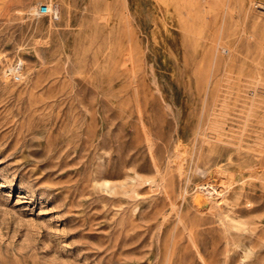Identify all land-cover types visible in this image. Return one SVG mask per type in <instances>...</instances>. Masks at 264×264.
<instances>
[{"label": "rangeland", "instance_id": "1", "mask_svg": "<svg viewBox=\"0 0 264 264\" xmlns=\"http://www.w3.org/2000/svg\"><path fill=\"white\" fill-rule=\"evenodd\" d=\"M263 9L0 0V264H264L192 202L235 180L238 226L264 212Z\"/></svg>", "mask_w": 264, "mask_h": 264}, {"label": "bare ground", "instance_id": "2", "mask_svg": "<svg viewBox=\"0 0 264 264\" xmlns=\"http://www.w3.org/2000/svg\"><path fill=\"white\" fill-rule=\"evenodd\" d=\"M212 2V1H211ZM215 4H216V2H214ZM212 5H213V2H212ZM210 6V5H209ZM11 68V67H10ZM6 70H8V69H6ZM12 70V69H11ZM14 70V69H13ZM16 70V69H15ZM21 71V70H20ZM10 72V71H9ZM16 72H17V70H16ZM11 73V72H10ZM258 82V81H257ZM258 121V120H257ZM263 131V130H262ZM216 136V135H215ZM216 139V138H215ZM240 139V138H239ZM218 141V140H217ZM227 143V142H226ZM175 145V144H174ZM213 148L215 147V146H212ZM236 147H238V146H236ZM242 147V146H241ZM210 150V149H209ZM175 152V151H174ZM214 152V151H213ZM261 151H259V153H260ZM178 153H180V152H178ZM177 153V154H178ZM216 153H217V150H216ZM220 153H222L221 151H220ZM185 154V153H184ZM211 154V153H210ZM209 154V152H208V156L210 155ZM219 154V153H218ZM261 154V153H260ZM199 155V154H198ZM213 155V154H212ZM211 156V155H210ZM262 156V155H261ZM263 156H264V154H263ZM201 158H203V156L201 157ZM204 158H205V156H204ZM208 158V157H207ZM212 158V157H211ZM221 157H219V158H217V159H220ZM223 158H224V156H222V159L221 160H223ZM227 158H228V155H227ZM184 159V158H183ZM206 159V158H205ZM213 159V158H212ZM256 159H258V158H256ZM261 159H263V157L261 158ZM259 160L258 162H257V166H255V167H258V168H264V159L263 160ZM206 160H209V159H206ZM176 162H177V160H176ZM208 162V161H207ZM178 163V162H177ZM181 163V162H180ZM180 163H178V164H180ZM210 163V162H209ZM219 163V162H218ZM218 163H216L217 165H218ZM215 164V163H214ZM246 164V163H245ZM253 164V163H252ZM156 166V165H155ZM252 166V165H251ZM181 167V166H180ZM220 167V166H219ZM250 166H248V168H249ZM123 168V167H122ZM222 168V167H221ZM224 168V167H223ZM226 168V167H225ZM178 169H179V167H178ZM236 169H238V168H236ZM235 169V170H236ZM245 169V168H244ZM251 169V168H250ZM249 169V170H250ZM257 169V168H256ZM218 170V169H217ZM221 170V169H220ZM219 170V171H220ZM230 170H231V168H230ZM233 170V169H232ZM238 170H243L242 168L241 169H238ZM246 170V169H245ZM254 170V169H253ZM252 170V171H253ZM261 170V169H260ZM225 171V170H224ZM226 171H227V169H226ZM234 171V170H233ZM244 171V170H243ZM259 171V170H258ZM196 172V171H195ZM254 172V171H253ZM181 173V172H180ZM213 173V172H212ZM227 173H229V172H227ZM233 173H235V172H233ZM239 173V172H238ZM251 173V172H250ZM254 173H256V172H254ZM214 174V173H213ZM216 174H217V172H216ZM248 174V173H247ZM246 174V175H247ZM253 174V173H252ZM251 174V175H252ZM258 174V173H257ZM211 175V174H210ZM224 175V174H223ZM226 176H227V174H225ZM241 175V174H240ZM222 176V175H221ZM244 176V175H243ZM254 176V174L252 175V177ZM212 177H213V175H212ZM216 177V176H215ZM219 177V176H218ZM247 177H249V176H247ZM257 177L259 178H261V179H264V169H263V171H262V173H261V175L259 174V175H257ZM217 178V177H216ZM222 178V177H221ZM239 178V177H238ZM243 178L244 177H242L241 179L243 180ZM250 178V177H249ZM253 178H255V177H253ZM260 178H259V180H260ZM136 179L137 178H135V181H136ZM213 179H214V177H213ZM220 179V178H219ZM227 179H228V177H227ZM138 180V179H137ZM209 180V179H208ZM253 180V179H252ZM258 180V179H257ZM153 181V180H152ZM159 181V180H158ZM219 181V180H218ZM241 181V180H240ZM239 181V182H240ZM246 181V180H245ZM249 181V180H248ZM137 182V181H136ZM141 182V181H140ZM140 182H138V183H140ZM155 182H156V180H155ZM155 182L153 183V185L155 184ZM238 182V183H239ZM253 183H254V181H252ZM259 182V181H258ZM243 182L241 181V184H242ZM248 183V182H247ZM262 183V182H261ZM261 183H259L260 185H261ZM264 184V183H263ZM237 185V182L235 181V180H233L229 185H226L223 181H221V183H218V182H213V181H207V182H203V183H198L196 186H194V187H196V191H195V193L193 194V196H192V202H193V205H195L197 208H199V207H203L202 205H201V203H202V201L204 200V196H206L208 199H210V200H212V198L214 199L215 197H219L221 200H224L225 201V203H226V205H227V218H228V224H225V230L227 231V237H226V240H228L227 242H229V241H231L232 243H235V244H238V246H240V247H242L243 248V250H244V254L242 253V251H241V255H243L245 258H247L248 257V255H249V251H246L245 249H244V247L246 246V247H248L249 248V250H250V252H251V249H250V245H251V243H254V244H257L256 246H258L260 249H262V251L264 252V227H262L260 224L262 223V222H264V212H259V213H257L258 215H255L254 217H252V218H250V219H248L245 223L247 224V225H253V226H247V227H243L244 229H242V227H239L238 226V223H240V218H241V212L243 211L240 207H237V205H238V203H239V198H240V192H238L237 193V190H236V188H235V186ZM243 185V184H242ZM249 185V184H248ZM156 186V185H155ZM252 186V185H251ZM254 186V185H253ZM256 186V185H255ZM134 187H136V186H134ZM244 187V186H243ZM264 187V186H263ZM131 188V187H130ZM130 188H129V190H130ZM240 190V189H239ZM242 190H244V188H242ZM241 190V191H242ZM249 191V190H248ZM252 191V190H251ZM256 191V190H255ZM124 192V191H123ZM165 192V191H164ZM257 192V191H256ZM131 193V192H130ZM129 193V194H130ZM242 193H244V192H242ZM252 193V192H251ZM259 193V192H258ZM262 193V192H261ZM249 194V193H248ZM254 194V193H253ZM264 194V193H263ZM262 194V195H263ZM240 195V196H239ZM243 196V195H242ZM241 196V197H242ZM250 196V195H249ZM249 196H247V194L245 195V197L246 198H248ZM239 197V198H238ZM243 198V197H242ZM216 200V199H215ZM214 200V201H215ZM220 200V201H221ZM261 200V199H260ZM264 200V199H263ZM213 200H212V202H214ZM219 201V202H220ZM246 201V200H245ZM211 204V203H210ZM220 204V203H219ZM244 204H245V202H244ZM246 207H249L250 205H251V202L249 201V200H247L246 201ZM174 205V204H173ZM216 205V204H215ZM207 206V205H206ZM217 206V205H216ZM223 206V205H222ZM225 206V205H224ZM218 207H219V205H218ZM224 208H226V207H224ZM245 210H246V212H249V211H252V210H254V209H252V210H248V208H244ZM255 209H258V208H255ZM244 210V211H245ZM222 211V210H221ZM263 211H264V209H263ZM220 212V211H219ZM253 212V211H252ZM226 213V212H225ZM255 213V212H254ZM223 215V214H222ZM251 215V214H250ZM219 217V216H218ZM243 217V216H242ZM245 217H247V215L245 216ZM245 217H243L244 219H246ZM220 218V217H219ZM216 220H218V219H216ZM191 223V222H190ZM192 224V223H191ZM196 224V223H195ZM193 225V224H192ZM198 225V224H197ZM190 227V226H189ZM195 228V227H194ZM232 228H235L236 230H233L232 231ZM220 229H221V227H220ZM237 229H240V230H245V232L243 231V232H241V231H239V232H235V231H237ZM223 230V229H222ZM189 234V233H188ZM194 234V233H193ZM195 235V234H194ZM226 236V235H225ZM189 238H190V236H189ZM194 239H196V238H194ZM191 240V239H190ZM200 240V239H199ZM193 241V240H192ZM225 241V240H224ZM194 242V241H193ZM204 242V241H203ZM196 243H198V242H196ZM195 243V244H196ZM232 243H230L229 242V245L230 244H232ZM241 243H243V244H241ZM255 246V245H254ZM255 246V247H256ZM259 249V250H260ZM253 250V249H252ZM258 250V251H259ZM262 252V253H263ZM258 253H260V254H262L261 253V251H259ZM199 254V253H198ZM168 255V254H167ZM256 255H258V254H256ZM254 256V257H256V259H257V256ZM263 255V254H262ZM261 255V256H262ZM264 256V255H263ZM250 257V256H249ZM254 257H253V259H254ZM264 259V258H263ZM252 260H249L246 264H252V262H251ZM264 261V260H263ZM262 261V262H263ZM257 262H258V260H257ZM257 262H255V263H257ZM254 262H253V264H255ZM259 263V262H258ZM264 263V262H263ZM226 264V263H225Z\"/></svg>", "mask_w": 264, "mask_h": 264}, {"label": "built area", "instance_id": "3", "mask_svg": "<svg viewBox=\"0 0 264 264\" xmlns=\"http://www.w3.org/2000/svg\"><path fill=\"white\" fill-rule=\"evenodd\" d=\"M259 8H260V7H259ZM261 9H262V8H261ZM263 10H264V9H263ZM40 11H41V12H47V6H45V5L41 6Z\"/></svg>", "mask_w": 264, "mask_h": 264}, {"label": "crops", "instance_id": "4", "mask_svg": "<svg viewBox=\"0 0 264 264\" xmlns=\"http://www.w3.org/2000/svg\"><path fill=\"white\" fill-rule=\"evenodd\" d=\"M256 3L260 2L264 4V0H254Z\"/></svg>", "mask_w": 264, "mask_h": 264}]
</instances>
